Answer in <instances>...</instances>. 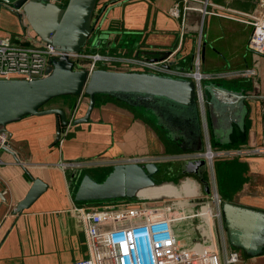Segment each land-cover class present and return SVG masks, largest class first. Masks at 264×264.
Segmentation results:
<instances>
[{"label": "crops", "instance_id": "1", "mask_svg": "<svg viewBox=\"0 0 264 264\" xmlns=\"http://www.w3.org/2000/svg\"><path fill=\"white\" fill-rule=\"evenodd\" d=\"M99 2L100 19L94 37L108 32L110 38V29L120 24L123 32L130 36L125 40L128 46L124 47V55L163 60L165 65L184 70L194 69L198 62L204 73L255 66V53L249 47L253 25L247 20L251 15L264 17V0H187L185 6L192 8L184 9L182 20L176 0ZM204 2L208 10L219 13H203L196 8ZM25 33L23 19L0 1V36L9 35L14 42L20 43L24 42ZM111 38L116 40L121 36L112 34ZM132 50H137V55ZM259 70L257 76L204 80V84H224L246 93L248 97L243 104L219 101L213 112L205 99L204 112L199 105L197 111L192 112L166 99L158 100L157 103L167 110V118L176 128L174 131L166 129L150 110L130 106L126 100L106 94L98 96L88 121L70 122L64 127L59 143H55L54 114H29L8 123L4 134L9 149L0 148V264H66L88 255L82 217L76 207L98 203L76 201L74 188L76 190L81 175L88 172V168L82 170L81 159L109 144L108 152L112 155L99 158L107 161L103 166L108 172L117 161L140 156L153 158L161 165L162 170L157 174L160 180L176 172L172 165L166 167L163 163L179 160L184 167L187 158L180 156L197 151L189 148L195 140L202 142L200 151L205 148L207 129L216 144L215 150L222 153L215 159L214 175L217 160L219 167L225 165L222 177H230L235 183L233 194L225 196L221 187L219 197L223 196L222 201L228 199L264 210V150H261L264 149V55ZM208 93L210 100L211 93ZM63 98L62 102L48 107L63 108L70 117L74 113V119L79 116V107H87L88 98L84 94L78 98ZM155 123L160 124L161 133L175 134L178 150L165 154V138ZM234 149L241 150L242 154L226 155ZM196 159L199 158L194 157ZM64 162L80 165L66 167ZM207 166L206 163L198 172L185 173L193 182L197 179L198 189L210 196L216 179H211V173L210 178L205 177ZM92 169L94 174L98 172ZM35 178L42 179L47 189L29 208L15 213L16 205L24 199ZM173 187L172 183L162 187V196L184 193L176 186V192L171 195ZM195 189L196 186L193 191ZM207 212L212 213L206 205L201 214L208 215ZM242 254L243 264H264V251Z\"/></svg>", "mask_w": 264, "mask_h": 264}, {"label": "water", "instance_id": "2", "mask_svg": "<svg viewBox=\"0 0 264 264\" xmlns=\"http://www.w3.org/2000/svg\"><path fill=\"white\" fill-rule=\"evenodd\" d=\"M178 1L180 19H183L187 0ZM231 2V0H226ZM98 0H67L65 5L49 0H9L7 5L25 17L40 39L65 52H82L94 31V12ZM49 75L32 80L22 78H0V133H5L7 124L32 115H56V138L59 143L63 129L70 124V116L60 107H45L52 99L63 95H87V109L82 117L72 122L81 123L90 119L96 106L97 95L106 94L137 103L150 110L162 124L175 130L167 118L160 99L184 106L192 112L198 108L197 90L192 78L138 70H113L99 67L91 72L87 68H75L67 53L55 58L48 67ZM208 92L211 99H208ZM204 98L214 112L219 101L243 104L246 93L224 84L203 85ZM71 122V123H72ZM194 150L200 151L202 144L195 140ZM202 143V142H201ZM8 148L7 144L1 145ZM186 147V145H184ZM9 149V148H8ZM185 159L187 156H183ZM206 159H187L184 172H198L205 167ZM161 165L154 159L146 162L120 160L106 176L98 180L85 172L76 187L74 198L79 202L100 201L115 198H137L140 191L158 186L157 174ZM206 189H209L206 183ZM47 189V184L35 178L33 184L14 212L22 213ZM229 245L238 247L250 255L264 251V210L225 199L220 207Z\"/></svg>", "mask_w": 264, "mask_h": 264}, {"label": "built area", "instance_id": "3", "mask_svg": "<svg viewBox=\"0 0 264 264\" xmlns=\"http://www.w3.org/2000/svg\"><path fill=\"white\" fill-rule=\"evenodd\" d=\"M0 1L9 3V0ZM49 1L61 5H65L67 2V0ZM205 2L203 6L196 8L203 13H219L208 10ZM185 8L192 7L188 5ZM249 19L247 21L253 25L249 47L255 53V66L204 73L200 70L198 62L192 70L175 69L170 65H165L163 60L92 52L88 45L79 53L60 51L53 45L42 41L37 34H33L31 26L23 16L26 27L24 42H14L9 35L0 36V78L32 80L45 77L50 73L48 67L51 61L67 53L72 58L75 68H87L89 72L104 67L113 70H142L192 78L196 84L199 107L204 112L203 85L205 79L226 76H257L260 72L259 62L264 55V17L251 15ZM74 116L73 113L70 117L71 122L74 120ZM6 142V135L0 133V148ZM226 153V155H240L242 151L234 149ZM184 154L187 159L204 157L211 172L214 173L215 159L222 153L217 152L209 144L202 151ZM122 160L146 162L150 159L131 156ZM92 162L103 165L107 161ZM62 164L66 167L80 165L78 162ZM162 197L152 198L140 195L131 202H103L77 206L76 209L82 217L88 255L66 264H236L239 261L241 252L231 249L227 240L220 209L222 199L218 192L214 196L217 209L212 207L213 201L207 199L202 203L199 201H197L198 203H189L193 208H189L187 212L178 202H170L169 199L166 200ZM134 202H139L142 205L130 206ZM198 205H200V209L198 208L196 209L198 212H194L195 206ZM206 205L211 206L212 213L207 212L208 215H203L201 212ZM197 215L202 218L207 235L192 243L187 240L183 241L177 233L176 225L182 220Z\"/></svg>", "mask_w": 264, "mask_h": 264}, {"label": "rangeland", "instance_id": "4", "mask_svg": "<svg viewBox=\"0 0 264 264\" xmlns=\"http://www.w3.org/2000/svg\"><path fill=\"white\" fill-rule=\"evenodd\" d=\"M99 1L100 0H98V4L100 6L101 4ZM126 2H127V0H126ZM119 13H120V9H119ZM111 14H113V11H112V13H110V15ZM106 16L107 15H105V18H106ZM123 30L124 29L121 28V25L118 24L117 27L110 29V38H109L108 32L107 33L103 32L102 35H100V33H99L100 37H107L106 39L105 38L101 39L100 37L95 38L92 35V37L88 43L89 50L92 52L98 51L101 53H109V54H114V55L126 54V53H124V47L127 48L128 44L125 42V40L128 41V39H130V36L126 32H123ZM32 32H33V34H36L34 32V30ZM112 34H117L119 37L121 36L122 40H121V38H118L116 40L112 39L111 38ZM130 48H131V46L129 47V49ZM132 51L134 52L135 55H137V53H138L137 50H135V51L132 50ZM100 95H97V100L99 99L98 96H100ZM62 99H64V98L58 96L51 103L62 102ZM97 100H96V103H97ZM126 104L133 106V107H137V108L142 107V105H138L137 103L133 104V103L128 102ZM205 105H206V102H205ZM85 107H86L85 105H83L82 108L79 107V109L77 110V115H79V116L77 118L82 117L80 115L82 114V112L85 109H87V107L86 108ZM143 108H145V107H143ZM85 112H86V110H85ZM77 118H75V119H77ZM155 125H156L157 129H159L160 134H163V136L165 138L164 145H165L166 152H167L165 154H168L170 152H174L175 150H178V144L176 143L175 134L171 133V132H169L168 134L166 132L161 133L160 124L155 123ZM166 129H168V128H166ZM107 135H110V134L108 133ZM149 137H152L151 134H149ZM157 142H159V141L157 140ZM210 142L212 144V147L214 146L213 149H215L216 144L213 140L212 135H210V137H209L208 132L205 131V148L207 145L210 144ZM199 144L201 145L202 143L200 142ZM108 149H110V144L103 147L102 149H99L94 155H90V157H85L84 159H81L82 161H80V162L82 163V165H81L82 170H84L85 168H88V170H87L88 173L92 174L93 177L97 178L98 180L103 179L108 172L104 168L105 167V166H103L104 164L103 165L93 164L92 161H98V160H100L99 158H103L104 156L112 155L111 152H108ZM169 155H171V154H169ZM165 163L166 164L163 163V165H166V167H169L172 165L176 172L172 176H166V177L160 179L159 180L160 185L166 184V183H172L175 186H177L178 188H181L182 184L185 181L191 180V179H189L191 176L182 170L183 165H182V163L179 162V160H177L175 162H173L172 160L171 161L169 160ZM223 167H225V165L219 167L218 161L216 160L215 175H214V173H212L210 171L209 166H207V172L206 171L204 172V175L206 178L207 177L210 178V173H211V179L214 177L216 179V181L214 180L213 188H212L213 191L210 193V196H206L205 194H203L201 188L198 189V183H196L197 182V179H196L194 182L196 189L194 190V192H192V194L190 196H187V194H185V192H184V193H181L179 196H163L162 198L166 199V200L169 199L170 202H175V203L178 202L179 205H181V206L183 204L182 208L187 212L189 208L190 209L193 208V206H190L189 203L190 204L193 202L198 203L197 201L202 203V201H206L207 199L211 200V201L216 200L214 196H215L216 192L220 191L219 188H221V187L225 192L224 193L225 196H229V195L233 194L234 193V186H235L234 179L227 177V176L225 178L222 177L221 170L223 169ZM92 168H96L98 172L96 174H94ZM180 170H181V172H180ZM192 181H194V180H192ZM74 191H75V188H74ZM221 198L224 199L222 195H221ZM135 199L136 198H115V199L100 200V201H96L95 203H103V202L121 203L124 201L131 202V201H134ZM222 202L223 201H221V203H220V207L222 206ZM211 204H212V207L217 209L216 201L212 202ZM141 205L142 204H140L139 202H134L130 206H141ZM199 207H200V205L195 206L194 212H198V211H196V209H198ZM222 221H223V216H222ZM176 230H177V233L180 235L181 238H183L184 240H187L188 242H191V243L202 238L204 235H207L206 226L202 222V218L198 215L195 217L187 218V219L179 222L176 225ZM230 248L235 249V250H239L241 252V254H240L241 258L239 259V261L236 264L245 263V258L242 256L243 255L242 250L240 248L234 247L232 245H230Z\"/></svg>", "mask_w": 264, "mask_h": 264}, {"label": "bare ground", "instance_id": "5", "mask_svg": "<svg viewBox=\"0 0 264 264\" xmlns=\"http://www.w3.org/2000/svg\"><path fill=\"white\" fill-rule=\"evenodd\" d=\"M168 184L169 183L143 189L140 191V195H142L144 197H152V198L158 197V195L162 196V192H163L162 187L167 186ZM194 187H195V183L192 180H188L182 184L181 191H184L185 193H191L193 191ZM176 189L177 188L174 185L172 192H171V195H174V193L176 192ZM167 195H169V194H167ZM207 206L209 207V209L211 211V206H209V205H207Z\"/></svg>", "mask_w": 264, "mask_h": 264}, {"label": "trees", "instance_id": "6", "mask_svg": "<svg viewBox=\"0 0 264 264\" xmlns=\"http://www.w3.org/2000/svg\"><path fill=\"white\" fill-rule=\"evenodd\" d=\"M99 13H100V9L98 10V7H96V10H95V12H94V19H93V22H94L93 36H95L96 31H97V29H98L97 27H98V22H99V19H100V17H99ZM63 96L79 97L80 95H63ZM63 96H59V97H63ZM84 96H85L86 98H88L87 95H84ZM55 99H56V98L50 100V101L45 105V107H48L50 104H52L51 102H53ZM160 196H161V195H158V197H160Z\"/></svg>", "mask_w": 264, "mask_h": 264}]
</instances>
